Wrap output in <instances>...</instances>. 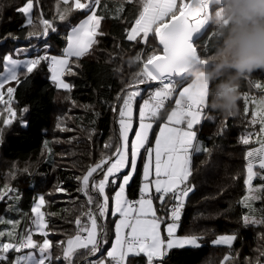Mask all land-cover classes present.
<instances>
[{"label":"snow or ice","instance_id":"obj_1","mask_svg":"<svg viewBox=\"0 0 264 264\" xmlns=\"http://www.w3.org/2000/svg\"><path fill=\"white\" fill-rule=\"evenodd\" d=\"M128 4H137L134 17L125 28V37L129 42L147 44L150 34H154L158 44L146 55L138 53L135 60L139 71L133 74L130 82H125L117 100L122 101L113 108L118 110V134L110 137L104 149L114 152L101 153L98 161L87 166L82 175L74 177L78 182V192L86 197L84 204L79 206L78 215L74 218L75 234H70L64 241L53 242L49 239L46 213L42 211L47 201L44 195L34 200L31 207L32 227L19 231L20 221L2 220L0 223L11 225L0 230V264H74L81 250L88 253L86 264H129L131 257L143 256L146 264H164L165 259L173 250L199 248L200 237L195 234L178 235L179 221L186 198L194 190L189 186L193 174V154L205 153L211 156L212 148H208L197 140L196 126L200 125L205 116L209 99L210 84L201 82L192 76L191 68L206 60L202 55L196 37L206 26L210 25L207 17L213 12V5L218 10L219 0H126ZM102 0H57L56 15L59 20H66L73 12L90 13L68 31L66 47L60 56H37L33 59L18 60L11 54L2 57L6 75L0 74V104L9 115L3 117L2 124L7 127L15 121L17 112L11 106L16 87L21 83V74L26 79L37 70L42 63L49 64L51 80L57 89L70 91L71 85L66 83L65 75H75V68L81 67L79 61L89 54L97 37L103 35L102 21L105 18L98 14ZM35 0H25L17 11L26 17V24L35 28L28 32V37L49 36L57 32L53 22L39 18L36 27L32 18ZM107 8L108 5H103ZM124 11L121 4L119 13ZM114 18L119 19L117 15ZM11 35V34H10ZM213 35V33H212ZM14 39L16 37H13ZM139 38V39H138ZM205 52L207 45L204 46ZM19 51V50H17ZM156 83L148 98L139 104V126L133 128V107L140 86ZM7 92L5 101L4 89ZM257 88L264 85L256 84ZM174 100V107L168 110V102ZM255 102V101H254ZM257 103L251 112L249 123L259 124L257 132H248L242 136L241 143L258 147L249 148L245 155L246 173L243 180L245 195L239 203L248 212L242 215L245 227L250 225L264 226V209L260 216L253 205L255 201H264V99ZM247 112V108L245 109ZM166 120L160 125L155 145L150 146V131L153 121ZM221 124V133L226 127ZM59 127V125H58ZM134 131V138L129 133ZM3 129L0 128V133ZM217 133V135L221 134ZM255 137V140H253ZM47 147V145H45ZM141 150H144L142 153ZM50 151V150H49ZM144 156L142 180L139 187L140 197L131 201L126 195V188L138 170V159ZM207 162V161H206ZM205 162V163H206ZM27 171V169H25ZM14 178L15 172L9 173ZM259 183L254 184V181ZM115 186L114 195L108 192L109 186ZM153 189L155 195H153ZM15 191L8 183L0 188V199ZM67 190L59 184L54 192ZM51 194V193H50ZM11 198V197H9ZM172 203L166 211L165 219L157 217L153 201L159 199L161 204L166 199ZM109 214L117 217L114 222V239L109 244L107 219ZM166 224L167 236H162L161 225ZM105 223L101 224L100 221ZM35 236L41 239L37 240ZM237 239L235 234L221 235L213 241L214 246H228L231 249ZM261 242L254 250L252 257L245 258V264H264V232L258 234ZM60 249V254L53 256L52 248ZM10 253H16L10 257ZM220 264H237L231 251L223 256Z\"/></svg>","mask_w":264,"mask_h":264},{"label":"trees","instance_id":"obj_2","mask_svg":"<svg viewBox=\"0 0 264 264\" xmlns=\"http://www.w3.org/2000/svg\"><path fill=\"white\" fill-rule=\"evenodd\" d=\"M24 2L0 0V74L4 67V55L16 57L15 49L33 50L38 42L39 36L28 37V32L35 28L27 26L24 15L17 11ZM56 3L57 0H35L32 13L35 25L41 31V16L52 21L57 28V32H50L45 39L50 45L49 53L54 55L62 53L67 31L86 16L84 12H73L61 21L56 15ZM105 4L107 8L103 7ZM121 4L124 11L119 13ZM137 7V4H128L126 0H102L97 11L105 17L101 25L103 35L97 37V43L89 54L80 59L81 67L73 66L76 74L64 76L72 86L70 91L57 89L49 78V66L41 64L26 79L21 74L18 86L12 82L16 91L11 106L17 112V117L7 127L3 126L2 119L9 114L0 104V113H3V117H0V128L3 129L0 133V166L10 160L13 164L11 172H15L14 178L9 175L11 172L7 173L3 182L17 187L19 195L17 203L6 197L0 200V219L20 221L19 231L32 227L31 205L35 194H39L44 195L47 201L42 211L46 213L50 240L64 241L68 235L75 234L73 221L86 197L77 191L79 184L74 177L82 175L87 166L98 161L101 153L107 155L114 152V148L105 150L104 145L110 137L118 134V110L113 111V108L122 101L117 100V95L125 82L132 81L133 74L139 71L135 60L138 53L143 52L146 59L147 53L157 45L154 34H150L147 44L127 41L125 28L132 22ZM215 8L213 5V11ZM117 15L119 19L114 18ZM212 33L213 26L210 24L197 39L202 55L209 56L213 51ZM256 84L264 85V70H256L239 79L235 115L227 116L211 109L209 97L204 113L207 119L198 127V138L213 151L210 157L205 153L193 154V174L189 186H194V190L186 198L178 228V235L195 234L200 237L201 246L173 250L164 264H220L223 256L230 251L236 257L237 264H245V258L252 257L260 245L257 236L264 232V226L245 227L242 215L248 209L239 203L245 195L244 155L254 145H243L241 138L258 128V124L253 126L249 123L251 111H245L244 95L262 97L264 89L255 87ZM155 85L153 82L151 87L140 86L141 96L136 98L135 103L138 105ZM214 86V83L210 84V88ZM222 122L227 126L221 133ZM19 162L24 165L22 169L16 168ZM140 168L138 164V170L126 188L127 197L139 193ZM257 183L258 180L254 181V184ZM58 184L67 191L54 192ZM114 189L115 186H109L110 195ZM170 201L169 198L166 205H161L162 220L166 217V206ZM253 206L258 210L256 215L260 216L259 210L264 209V201H255ZM113 221L114 217L109 214V244L105 248L113 237ZM100 223L104 224L105 221L101 220ZM10 227L0 223V230ZM222 234L237 236L231 249L210 243L214 237ZM35 238L41 239L39 236ZM52 253L56 256L60 254V249L53 247ZM10 257H13V253H10ZM95 258L98 257H89L86 251L81 250L74 264H86L87 259ZM54 264H63V261ZM129 264H146V259L133 256Z\"/></svg>","mask_w":264,"mask_h":264},{"label":"clouds","instance_id":"obj_3","mask_svg":"<svg viewBox=\"0 0 264 264\" xmlns=\"http://www.w3.org/2000/svg\"><path fill=\"white\" fill-rule=\"evenodd\" d=\"M207 20L213 26V51L191 73L215 84L209 89L211 109L235 115L239 79L264 70V0H219Z\"/></svg>","mask_w":264,"mask_h":264},{"label":"rangeland","instance_id":"obj_4","mask_svg":"<svg viewBox=\"0 0 264 264\" xmlns=\"http://www.w3.org/2000/svg\"><path fill=\"white\" fill-rule=\"evenodd\" d=\"M87 14H90V13H87ZM86 14V15H87ZM86 18V16L84 17V18H82L81 20H83V19H85ZM24 21H25V23H26V17L24 16ZM77 23H79V21L77 22ZM76 23V24H77ZM74 26V25H73ZM71 29V28H70ZM69 29V30H70ZM68 30V31H69ZM68 31H67V33H68ZM67 33H66V36H67ZM66 36H65V39H66ZM65 47H66V45H65ZM7 55V54H6ZM60 55H62V53L61 54H57V55H54V54H50L49 56H60ZM13 58L14 59H18V60H21V61H24V60H28V59H30V57L28 56V55H22V56H16V57H14L13 56ZM1 74H3V75H6V72L4 71V67H3V70H2V72H1ZM51 77V73H50V71H49V78ZM51 79V78H50ZM63 79L65 80V82L66 83H68L69 84V82L65 79V77H63ZM11 86H12V84H11ZM7 87V86H6ZM261 90L262 89H264V88H260ZM144 99H146V97L144 98ZM261 99H264V93H263V96L261 97V96H253V97H250L249 95H244V100H245V107L247 108V110H249V111H253L256 107H257V103H255V102H258V101H260ZM255 101V102H254ZM143 102V99H142V101L140 102V103H142ZM139 103V104H140ZM138 104V105H139ZM138 109V108H137ZM138 115H139V111H138ZM118 119H119V116H118ZM138 120H139V116H138ZM118 122V121H117ZM24 124H25V122H24ZM258 129H259V124H258V128H257V130H256V132L258 131ZM253 140H255V137H253ZM199 143H201V144H203V142L201 141V140H199L198 141ZM253 147H258V145L257 144H255L254 142H253ZM204 145V144H203ZM24 167V165H23V163H21V162H19V163H17L16 164V168H18V169H22ZM12 169H13V164H12V162L10 161V160H6V161H4L3 163H2V165L0 166V188H3V186L5 185V183L3 182V179L5 178V176L7 175V173H9V172H11L12 171ZM12 189H14L15 191H13V192H11V193H9V196H5L6 198H7V200H11V201H13V203H17L18 202V200H19V195H18V191H17V187H11ZM40 195L39 194H35V196H34V200L36 199V198H38ZM9 197H11V198H9ZM1 200V199H0ZM34 200H33V202H32V205H31V207L33 206V203H34ZM157 213V212H156ZM157 217H159V214H157ZM117 217H114V220L116 219ZM160 218V217H159ZM114 222V221H113ZM172 221L170 220V219H167V221L164 223V224H162L161 225V231H162V236H164L165 238H166V236H167V233H166V231H164V229L166 228V224L167 223H171ZM222 235H231V234H222ZM219 236H221V235H217L216 237H214L211 241H210V243L211 244H213V241L214 240H216L217 239V237H219ZM50 239V238H49ZM114 239V226H113V237H112V239H111V241ZM199 244H201L200 242H199ZM108 247H110V245L108 246ZM107 247V248H108ZM52 251V250H51ZM55 252H58L57 250L55 251ZM15 255H17L16 253H13V257L15 256Z\"/></svg>","mask_w":264,"mask_h":264},{"label":"crops","instance_id":"obj_5","mask_svg":"<svg viewBox=\"0 0 264 264\" xmlns=\"http://www.w3.org/2000/svg\"><path fill=\"white\" fill-rule=\"evenodd\" d=\"M157 86V85H156ZM173 106H171L168 110H171V108H172ZM138 108V109H137ZM138 111H139V105H137V103H135L134 102V107H133V128L135 129V128H138V126H139V120H138ZM119 116V115H118ZM165 120H166V115H165V117H164V119L163 120H160L159 122H157V120L156 121H153V128H152V130L150 131V146H153L154 147V145H155V139H156V136L159 134V130H160V125L161 124H163L164 122H165ZM198 127H199V125H197L196 126V130H197V133H198ZM118 128H119V126H118ZM254 132H256V131H254ZM129 136H130V138H134V131L133 132H131V133H129ZM197 140L199 141L200 139L198 138V136H197ZM142 151V153H144V150H141ZM144 156H146V153H144ZM144 156H142V157H140L139 159H138V164L140 165V172H141V180H142V172H143V164H144V162H145V160H144ZM115 190V189H114ZM153 195H155V192H154V189H153V193H152ZM111 195H114V191L112 192V194ZM127 195V194H126ZM167 200H169V199H166L165 200V202L163 203L164 205H166V202H167ZM153 204H154V208H155V210H156V212H157V214H159V217H160V210L162 209V204H161V202L159 201V199H155L154 201H153ZM161 218V217H160ZM181 236V235H180Z\"/></svg>","mask_w":264,"mask_h":264},{"label":"built area","instance_id":"obj_6","mask_svg":"<svg viewBox=\"0 0 264 264\" xmlns=\"http://www.w3.org/2000/svg\"><path fill=\"white\" fill-rule=\"evenodd\" d=\"M45 39H46V37L41 35V36H39L38 42L36 44V47H34L33 50H30V48H28V49L18 48V49L14 50V54L16 56L28 55L30 57V59H33V58H35L37 56H44V55H48L49 56L50 55V53H49L50 45L48 44V42H45ZM17 50H19V51H17ZM42 64L49 66V64L47 62H44ZM155 87H156V85H155ZM155 87H153L152 89H150L146 93V98H148V96L150 94V91L154 90ZM5 101L7 102V92L5 93ZM11 102H12V100H11ZM168 104H170V101L168 102ZM2 106L5 108L6 104H2ZM171 106L174 107V100H172ZM139 197H140V193H138L136 196L128 197V199L131 200V201H134V200L139 199ZM171 203H172V201H170L167 204L166 211L170 207Z\"/></svg>","mask_w":264,"mask_h":264},{"label":"water","instance_id":"obj_7","mask_svg":"<svg viewBox=\"0 0 264 264\" xmlns=\"http://www.w3.org/2000/svg\"><path fill=\"white\" fill-rule=\"evenodd\" d=\"M207 27L208 26H206V28L200 34L197 35L196 40L203 35V33L206 31ZM157 44H158V41H157Z\"/></svg>","mask_w":264,"mask_h":264}]
</instances>
